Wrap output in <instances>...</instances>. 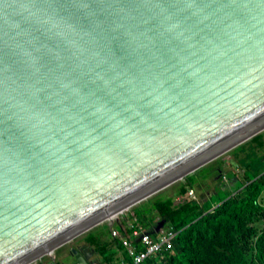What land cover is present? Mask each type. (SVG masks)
<instances>
[{"label":"water","instance_id":"obj_1","mask_svg":"<svg viewBox=\"0 0 264 264\" xmlns=\"http://www.w3.org/2000/svg\"><path fill=\"white\" fill-rule=\"evenodd\" d=\"M261 134L264 0H0V264H57Z\"/></svg>","mask_w":264,"mask_h":264},{"label":"trees","instance_id":"obj_2","mask_svg":"<svg viewBox=\"0 0 264 264\" xmlns=\"http://www.w3.org/2000/svg\"><path fill=\"white\" fill-rule=\"evenodd\" d=\"M263 138L264 135L261 134L253 141L262 144ZM206 169H199L197 176H201ZM185 180L187 184L193 185L194 175L186 176ZM259 181H264V177L252 185V191L260 188ZM181 190L187 191L185 187ZM250 196L252 195H248L247 198ZM215 197V202L220 204L215 214L209 213L211 208L208 204L200 207L195 202H187L174 207L172 198L153 202V208L160 213L161 219L179 232L173 243V249L163 254V264H264V232L259 236L254 247L253 261H250L248 251L239 240L245 232V220L253 218L261 210L259 195L255 194L248 200L234 203L224 202L223 195ZM134 219L146 228L151 226L146 222L148 218H145L141 212L130 216L128 222L133 223ZM89 243L94 244V241L90 240ZM220 249L224 252L221 253ZM119 250L122 249L116 241L102 245L99 251L102 252L106 264H118ZM125 255L124 253V259H126ZM145 264L160 263L149 259Z\"/></svg>","mask_w":264,"mask_h":264},{"label":"rangeland","instance_id":"obj_3","mask_svg":"<svg viewBox=\"0 0 264 264\" xmlns=\"http://www.w3.org/2000/svg\"><path fill=\"white\" fill-rule=\"evenodd\" d=\"M262 141V144H260L252 140L211 166L206 167L207 169L203 171L201 176H197L196 173L193 185L187 184L186 180H184L164 193L157 195L140 208L126 215L124 222H127L130 216L132 217L136 212H141L145 218H148L146 222L149 226L157 219L162 220L160 213L153 208V202L160 199L172 198L174 207L187 202H195L200 207H203V204H206V206L208 204L211 208L209 213L215 214L217 212L216 209L220 207V204L215 202V196L223 195L225 197L224 202L234 203L248 200L253 195L258 194L261 210L253 218L245 220V232L239 237V240L248 251L250 261H253L254 247L259 236L264 232V181H259L260 188L252 191V185L264 177V138ZM182 187H185L187 191L181 190ZM248 195L252 196L247 198ZM140 225L145 229L144 225L141 223ZM106 227L104 226L72 247L59 252L54 261L57 264H63L65 257L69 256L68 258H71V252L74 247L83 248L84 246L97 251L94 262L98 260L97 258L101 259L102 252L99 250L102 245L112 243ZM90 240H93L94 244L89 243ZM220 252L223 253L224 250L220 249ZM117 259L119 264L122 258L118 257ZM52 262V259H47L38 264H50Z\"/></svg>","mask_w":264,"mask_h":264},{"label":"built area","instance_id":"obj_4","mask_svg":"<svg viewBox=\"0 0 264 264\" xmlns=\"http://www.w3.org/2000/svg\"><path fill=\"white\" fill-rule=\"evenodd\" d=\"M162 222H165V226L155 229L151 235H148L137 219H134L133 223H128L124 222L123 217L113 226H108L112 240L117 241L126 254V259L120 264H145L149 259L163 263V254L173 249V243L179 232L165 220H161L160 223ZM116 225H119L118 228Z\"/></svg>","mask_w":264,"mask_h":264},{"label":"crops","instance_id":"obj_5","mask_svg":"<svg viewBox=\"0 0 264 264\" xmlns=\"http://www.w3.org/2000/svg\"><path fill=\"white\" fill-rule=\"evenodd\" d=\"M160 222H161V220H158V219H157L154 223L151 224V226H150L149 228H146V227H145V230L147 231L148 235H151V234L154 233V231H155V229H156L158 223H160ZM116 228H118V225H116ZM106 229H107V233H108V235H109V237H110V241H111V242H114V241L112 240L111 236H110L109 228L106 227ZM80 249H82L83 252H84V251L94 250V251H95L94 258H95V256L97 255V251H96L95 249H89V248H87V247H85V246H84L83 248H80ZM124 253H125V252H124L123 250L119 251V253H118V257H119V258H122V261H123V258H124ZM125 257H126V256H125ZM91 259H92V258H91ZM97 259L101 261V264H106V263L104 262L102 256H101V259H100V258H97ZM122 261H121V262H122ZM96 262H97V261H96ZM121 262H120V263H121ZM120 263H119V264H120ZM160 264H163V263H160Z\"/></svg>","mask_w":264,"mask_h":264},{"label":"clouds","instance_id":"obj_6","mask_svg":"<svg viewBox=\"0 0 264 264\" xmlns=\"http://www.w3.org/2000/svg\"><path fill=\"white\" fill-rule=\"evenodd\" d=\"M128 222V221H127ZM139 222V221H138ZM129 223V222H128ZM119 226V225H118ZM108 227V226H107ZM109 228V227H108ZM110 231V230H109ZM74 248H76V247H74ZM95 254V253H94ZM56 258V257H55ZM93 258H94V256H93ZM123 260H125L124 258H123Z\"/></svg>","mask_w":264,"mask_h":264},{"label":"bare ground","instance_id":"obj_7","mask_svg":"<svg viewBox=\"0 0 264 264\" xmlns=\"http://www.w3.org/2000/svg\"><path fill=\"white\" fill-rule=\"evenodd\" d=\"M82 264V263H81Z\"/></svg>","mask_w":264,"mask_h":264}]
</instances>
